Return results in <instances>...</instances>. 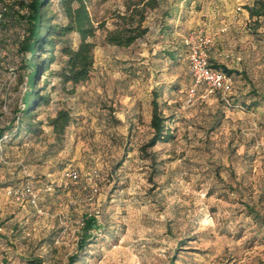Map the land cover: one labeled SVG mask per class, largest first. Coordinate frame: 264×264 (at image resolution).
I'll return each instance as SVG.
<instances>
[{
	"label": "rangeland",
	"instance_id": "1",
	"mask_svg": "<svg viewBox=\"0 0 264 264\" xmlns=\"http://www.w3.org/2000/svg\"><path fill=\"white\" fill-rule=\"evenodd\" d=\"M2 1L0 124H16L26 89L17 49L22 10L18 0ZM86 1L98 25L87 38L88 77L64 80L57 44L48 71L36 75L48 98L26 119L33 129L21 125L0 139V264H65L83 233L80 218L93 215L98 225L73 264H264V224L245 206L264 217V16L255 20L245 8L254 0H160L145 9L147 29L129 45L106 34L115 14L138 0ZM197 27L213 36L210 60L233 70L230 95L241 106L200 88L186 102L192 80L181 38ZM79 41L73 31L64 37L71 47ZM152 89L173 137L141 150L152 132ZM59 110L70 120L56 133L49 122ZM67 166L77 180L63 178ZM92 169L97 191L87 200ZM26 179L36 206L6 193Z\"/></svg>",
	"mask_w": 264,
	"mask_h": 264
},
{
	"label": "trees",
	"instance_id": "2",
	"mask_svg": "<svg viewBox=\"0 0 264 264\" xmlns=\"http://www.w3.org/2000/svg\"><path fill=\"white\" fill-rule=\"evenodd\" d=\"M52 0H18L19 9L18 17L23 24V34L17 42L18 51L23 54L20 65L25 69L26 89L21 96V117L25 120L17 123L8 122L0 124V139L3 135L11 134L18 131L21 125L26 130H32L33 124L26 121L33 115V110L37 105L46 103L48 96L41 93L43 87H36L35 80L39 69L47 70L50 60L53 59V49L60 44V49L66 55L63 66L62 76L64 80L78 83L85 80L93 65L92 42L87 38L92 36L98 27L93 24L87 7L86 0H55L57 8L62 13V19L50 11ZM160 0H138L133 2V6L126 4L123 13H116V25L106 34V40L117 45H129L136 37L142 35L147 27L142 24L145 19V9L154 8L159 4ZM140 4L139 6H137ZM249 17H255V20L264 16L263 0H254L252 4L245 5ZM168 15L165 10L161 16ZM163 25H161L162 27ZM76 32L79 36V43L76 47L64 43V37L69 32ZM183 45V44H182ZM46 52L47 56L40 58V53ZM172 57L174 52H167ZM213 67L231 72L232 69L222 64L212 62ZM151 114L150 127L152 132L150 137L144 144L140 146L141 150L154 146L157 142H165L173 137L166 121L168 116L163 114L158 104L159 93L156 89L151 90ZM233 102V95L231 96ZM70 116L67 111L59 110L55 116L50 119V124L56 133H61L64 127L69 123ZM146 154L150 152H145ZM18 184V183H16ZM13 185V184H11ZM248 213L255 219L264 224V217L259 215L253 207L245 205ZM95 216H87L84 218L81 233L76 241V250L67 255L65 264H73L78 260V252L82 251L90 241L87 234L89 229L97 227ZM32 263L41 264L40 258H33Z\"/></svg>",
	"mask_w": 264,
	"mask_h": 264
},
{
	"label": "built area",
	"instance_id": "3",
	"mask_svg": "<svg viewBox=\"0 0 264 264\" xmlns=\"http://www.w3.org/2000/svg\"><path fill=\"white\" fill-rule=\"evenodd\" d=\"M7 9L5 2L0 0V22L3 20ZM212 40L213 36L203 27L191 29L182 35L181 42L186 51L188 69L192 80L187 90L186 102H192L198 88H200L202 96L216 93L227 106H241L234 104L231 100L230 94L234 84L233 73L213 67L210 63L209 50ZM97 175L98 172L95 169L88 173L87 179L90 183V188L86 194L87 200H92L95 196L97 188L92 183V180ZM62 176L66 180L75 181L78 179L79 173L77 169L67 166L62 169ZM6 193L13 201L19 204L29 203L34 206L37 205L38 193L30 179L7 186ZM85 217L87 216L80 218V224H83Z\"/></svg>",
	"mask_w": 264,
	"mask_h": 264
},
{
	"label": "crops",
	"instance_id": "4",
	"mask_svg": "<svg viewBox=\"0 0 264 264\" xmlns=\"http://www.w3.org/2000/svg\"><path fill=\"white\" fill-rule=\"evenodd\" d=\"M210 63H211V60H210ZM217 68V67H216ZM220 69V68H219Z\"/></svg>",
	"mask_w": 264,
	"mask_h": 264
}]
</instances>
